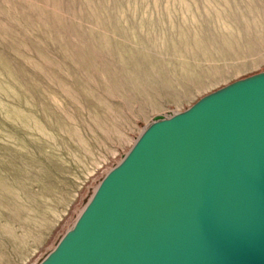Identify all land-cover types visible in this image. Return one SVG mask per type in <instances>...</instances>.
Masks as SVG:
<instances>
[{"label":"rangeland","instance_id":"1","mask_svg":"<svg viewBox=\"0 0 264 264\" xmlns=\"http://www.w3.org/2000/svg\"><path fill=\"white\" fill-rule=\"evenodd\" d=\"M259 72L264 0H0V264H39L152 120Z\"/></svg>","mask_w":264,"mask_h":264},{"label":"water","instance_id":"2","mask_svg":"<svg viewBox=\"0 0 264 264\" xmlns=\"http://www.w3.org/2000/svg\"><path fill=\"white\" fill-rule=\"evenodd\" d=\"M39 264H264V72L152 120Z\"/></svg>","mask_w":264,"mask_h":264},{"label":"crops","instance_id":"3","mask_svg":"<svg viewBox=\"0 0 264 264\" xmlns=\"http://www.w3.org/2000/svg\"><path fill=\"white\" fill-rule=\"evenodd\" d=\"M46 218H47V215H46V217H44V221L46 222ZM51 219H53L52 218V216L51 217H48V220H51ZM36 239V238H35ZM35 239H34V241H35ZM28 244H29V241H28V243H27V241H26V243H24V244H22L21 246H20V249L18 250V251H21L22 250V252L26 249L25 247L26 246H28ZM25 245V247H24V249H23V246Z\"/></svg>","mask_w":264,"mask_h":264}]
</instances>
